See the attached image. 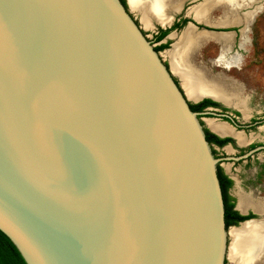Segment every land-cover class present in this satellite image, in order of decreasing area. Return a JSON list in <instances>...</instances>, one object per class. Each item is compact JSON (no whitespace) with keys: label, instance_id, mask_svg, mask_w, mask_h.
Segmentation results:
<instances>
[{"label":"water","instance_id":"obj_1","mask_svg":"<svg viewBox=\"0 0 264 264\" xmlns=\"http://www.w3.org/2000/svg\"><path fill=\"white\" fill-rule=\"evenodd\" d=\"M131 13L0 0V231L26 264H225L217 159Z\"/></svg>","mask_w":264,"mask_h":264},{"label":"flooded vegetation","instance_id":"obj_2","mask_svg":"<svg viewBox=\"0 0 264 264\" xmlns=\"http://www.w3.org/2000/svg\"><path fill=\"white\" fill-rule=\"evenodd\" d=\"M121 1L127 7L126 0ZM170 1L178 4V11L182 4V0ZM251 4L252 1L247 0L241 7H247ZM216 8L220 12L219 17H217L218 19L225 15L232 17L236 14L239 16V8H237V6H229L227 2H217L213 6L212 11ZM184 10H186L185 6L176 14L170 25H161L153 22L152 27L148 28L151 31L150 36L145 33V29L142 27L143 33L155 50H169L173 42L180 37L182 32L190 28L196 34L202 32L207 34L230 35V41L227 47H225L226 55L230 56L237 54L240 56V61L238 64L226 66L218 60L222 49V43L214 39H208L191 49L190 60L198 59L200 62H208L217 66L220 68L219 72L222 73H215L222 74L226 77L227 75L225 74H227V72H233V74H235L237 70H242L243 67L248 64L252 58L255 47L252 20L247 26L244 24H247L248 19H250V12L246 11L248 15L247 18L243 17V13L241 14L242 16H239L241 18L240 24L231 21V23H228V26L214 27L197 24L193 21V24L196 26H187L189 19H187L186 13H183ZM135 12L137 13L132 12L131 15L135 17V21L141 25L138 17L139 12ZM185 12H187V10ZM245 19L246 22H244ZM249 24L251 26H249ZM244 31H246V42L240 44L241 33ZM173 35L174 38L171 37ZM162 45H167L169 47H161ZM198 57H200V59ZM165 63L166 65L169 64L167 58ZM202 66L205 69L207 68L205 64H202ZM174 79L180 84V78L176 76V74H174ZM231 79L239 84L238 86L241 91L243 90V92H245L246 87L243 82L238 81L234 77ZM204 99H210L215 102V104L203 103V105L196 106L197 103H200ZM249 103L246 96V105L248 109L247 113L244 114L240 107L235 105L230 106V104H226L221 100L212 99L211 97H203L202 99L193 101L189 99L191 109L198 112V118L204 130L205 137L209 142L214 157L217 159L216 170L220 187L222 185L227 194V196L223 198V203L225 204L224 208L229 206L232 217H229L228 220L235 222L229 225V227L238 226L240 225V221L250 218L255 221L264 219V135L260 132L264 131V106L261 110L251 113V111L249 112ZM221 130L224 131L220 132ZM240 196L245 199V203L240 201ZM230 204L232 205L230 206ZM234 212L242 216H247V218L236 220V215L233 214ZM258 216L261 217L259 218Z\"/></svg>","mask_w":264,"mask_h":264},{"label":"bare ground","instance_id":"obj_3","mask_svg":"<svg viewBox=\"0 0 264 264\" xmlns=\"http://www.w3.org/2000/svg\"><path fill=\"white\" fill-rule=\"evenodd\" d=\"M127 1L132 11L139 12L140 22L145 28H151L153 22L161 25L169 24L172 14L178 9V4L172 3L170 0ZM246 1L202 0L201 3L189 7L187 14H193L195 20L214 26H228L231 21L240 24L241 18L236 14L232 17L225 15L214 20L210 18V13L217 2H227L229 6L240 8ZM251 1L254 2L255 0ZM243 17L246 18V14H243ZM171 37L174 38V35ZM208 39L222 43L218 60L226 66L239 63V55H226L225 47L230 41V35L202 32L196 34L190 28L185 29L170 49L164 51L162 55L168 59L172 72L180 78V84L190 100H199L201 94H206L226 104L231 102L233 97L240 102L243 101V99H238V94L241 92L238 85L229 83L227 86L228 84L224 83V80L227 79L226 76L222 74L211 75L207 73L204 67L196 66L191 62L190 50ZM222 131L224 130L220 132ZM240 201L245 203L242 196H240ZM228 238L227 258L231 264H264V219L247 220L238 226L229 227Z\"/></svg>","mask_w":264,"mask_h":264},{"label":"rangeland","instance_id":"obj_4","mask_svg":"<svg viewBox=\"0 0 264 264\" xmlns=\"http://www.w3.org/2000/svg\"><path fill=\"white\" fill-rule=\"evenodd\" d=\"M200 1L202 2V0H193V1L192 0H182V3L184 4V6L186 8L187 7L189 8V7L199 3ZM186 10L183 11L184 14L186 13L185 12ZM246 11L250 12V19H248L247 24L246 23H244V24L247 26L248 23L252 20V26H253V30H254V46H255L254 47V53L252 55L251 60L248 62V64L246 66L243 67L242 70H237V72L235 74H233V72L232 73L227 72V74H225V75H227V79L224 80V83L228 84L227 86H229V83L239 85L238 83H236L234 80L231 79L234 77L238 81L243 82L244 86L246 87L245 92H243V90H242L240 92V94H238V99L243 98V101H241V103H239L240 101L235 99V97H233V100L228 103V104H230V106L235 105L237 107H240V109L243 111L244 114L247 113V109H248V107L246 105V96L250 102L249 103V112L251 111V113H255L256 111L261 110L262 107L264 106V0H255L254 2H252L251 5H249L247 7L239 8V13H238L239 16L246 14L247 13ZM132 12L137 13L135 11H132ZM210 14H212V16L210 15L211 19H217V17H219V15H220V12L216 8ZM138 17L140 20V15ZM247 17H248V15L246 14V18ZM187 19H189V21H191L190 17H188ZM244 22H246V19L244 20ZM249 26H251V25L249 24ZM142 27H143V25H142ZM143 28L145 29V33H147L148 36H150L151 31L148 28H145V27H143ZM246 38H247L246 37V31H244L241 33L240 44H244L246 42ZM167 47H169V46H167ZM211 48H212V46H211ZM165 50H163V51H165ZM163 51H161V54L163 53ZM241 52H242V50H241ZM163 58L166 60L165 56H163ZM198 58L200 59V57H198ZM192 63L194 65H199V66L200 65L202 66V64L203 65L205 64L207 66V68H206L207 73H209L211 75H216L217 73H222V72H219L220 68H218L217 66H214L208 62L207 63L206 62H200V61H198V59H195L192 61ZM215 72H217V73H215ZM191 101H193V100H191ZM260 132L262 135H264V131H260ZM258 217L260 218L261 216H258ZM235 226H237V225H235ZM228 243H229V238H228ZM225 264H231V262L228 260V258L225 260Z\"/></svg>","mask_w":264,"mask_h":264},{"label":"trees","instance_id":"obj_5","mask_svg":"<svg viewBox=\"0 0 264 264\" xmlns=\"http://www.w3.org/2000/svg\"><path fill=\"white\" fill-rule=\"evenodd\" d=\"M165 46L167 45H162L161 47H165ZM203 103L215 104V102H213L210 99H204L200 103H197L196 106L203 105ZM221 190H222L223 198H225L227 194H226V190L223 189L222 185H221ZM224 202H225V199H224ZM231 205L232 204H230V206ZM233 214L236 215V220H243L247 218V216L239 215L237 212H234ZM229 217H232V215H231V211L228 206L224 208V219H225V224L227 227L235 223V222H232V220H228ZM0 264H26L22 256L20 255V253L14 246V244L1 231H0Z\"/></svg>","mask_w":264,"mask_h":264}]
</instances>
